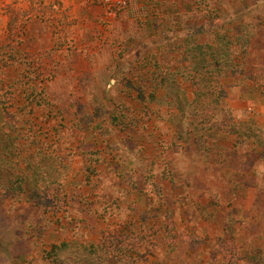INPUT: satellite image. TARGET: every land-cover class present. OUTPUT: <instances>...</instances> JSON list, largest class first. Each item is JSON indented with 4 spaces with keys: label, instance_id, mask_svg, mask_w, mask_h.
Wrapping results in <instances>:
<instances>
[{
    "label": "rangeland",
    "instance_id": "374dc122",
    "mask_svg": "<svg viewBox=\"0 0 264 264\" xmlns=\"http://www.w3.org/2000/svg\"><path fill=\"white\" fill-rule=\"evenodd\" d=\"M196 45L242 66L221 79L234 135L193 129ZM0 119L3 178L34 154L65 195L54 212L0 187V264H97L85 247L129 220L157 229L142 264H221L227 225L264 253V0H0Z\"/></svg>",
    "mask_w": 264,
    "mask_h": 264
},
{
    "label": "trees",
    "instance_id": "16d2710c",
    "mask_svg": "<svg viewBox=\"0 0 264 264\" xmlns=\"http://www.w3.org/2000/svg\"><path fill=\"white\" fill-rule=\"evenodd\" d=\"M235 24L244 26L245 23L238 21ZM197 32H199V30H197ZM203 48L202 45H196L191 52L190 59H188L191 65V82L189 86L192 87L194 92L191 121L193 129L199 130V132L204 131V140H207V137H212L214 131L234 135L239 131L238 124L228 107L224 105L226 91L225 85L222 83L221 79L223 76L227 75V73L228 75L241 74L243 71L242 66L234 64L227 65L223 69L225 73L222 74V67H220V65L210 66L208 61L205 63L207 60L205 51L207 50H203ZM227 53L228 51L220 53L219 55L225 56ZM229 54L233 58H236L237 51L231 49ZM160 86L161 85H156L153 87L151 95H155ZM211 129H213L212 133H210ZM14 131H16L15 123L12 121L10 130L7 131L4 136L0 137V142L3 143V147L9 148L10 143L6 142H9V138L14 136ZM205 133L207 135H205ZM11 159V157L7 156L1 158V162L10 166L9 160ZM27 159L28 160L25 161L26 170H24L22 176H20L18 180L17 178L14 180L12 174L4 179V175L0 173V187L13 194L25 196L28 201H35L36 204L48 211L57 212L62 210L65 206L64 193L59 194L60 189L58 187H51L53 180H47L45 178L47 174L40 175V169L35 165L37 164L36 155L30 154ZM38 160H40V158ZM28 170H32L31 174ZM139 223L141 222L139 221ZM141 224L143 226L140 225L141 227L138 229L136 228L137 225L135 220L124 222L113 230L102 233L95 243H90V245L85 248L89 253L97 257L99 261L97 264H101V262L106 259H112L122 264H142L145 260V256L141 250L148 247V242L151 244V237L155 236L157 229L153 226L149 227L143 223ZM216 243L220 246L222 255L221 264H242L241 261H244V264H264V253H262L260 249H250L242 254L238 251L231 225H227L223 229V235L216 240ZM67 247L68 245L66 243L61 247H56L54 245L52 252L58 254L59 250H64ZM214 250L219 253L218 249L214 248ZM52 252L50 251L49 254ZM214 254L215 253H213V255Z\"/></svg>",
    "mask_w": 264,
    "mask_h": 264
},
{
    "label": "built area",
    "instance_id": "2783aa9c",
    "mask_svg": "<svg viewBox=\"0 0 264 264\" xmlns=\"http://www.w3.org/2000/svg\"><path fill=\"white\" fill-rule=\"evenodd\" d=\"M104 3L112 6H117V5H125L127 2H131V0H102ZM110 14H112V11H109Z\"/></svg>",
    "mask_w": 264,
    "mask_h": 264
}]
</instances>
